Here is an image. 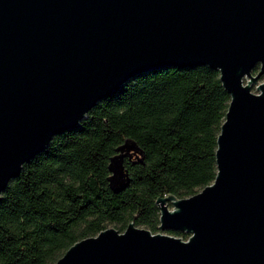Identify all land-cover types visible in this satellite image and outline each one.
<instances>
[{
    "label": "water",
    "instance_id": "95a60500",
    "mask_svg": "<svg viewBox=\"0 0 264 264\" xmlns=\"http://www.w3.org/2000/svg\"><path fill=\"white\" fill-rule=\"evenodd\" d=\"M197 67L220 73L231 103L215 182L157 200L160 231L189 240L131 223L56 264H264V0H0V202L54 137L130 79Z\"/></svg>",
    "mask_w": 264,
    "mask_h": 264
},
{
    "label": "trees",
    "instance_id": "16d2710c",
    "mask_svg": "<svg viewBox=\"0 0 264 264\" xmlns=\"http://www.w3.org/2000/svg\"><path fill=\"white\" fill-rule=\"evenodd\" d=\"M230 103L210 67L130 79L10 182L0 202V264H56L110 225L160 233L159 198L187 199L215 182ZM113 159L126 177L120 190L111 183Z\"/></svg>",
    "mask_w": 264,
    "mask_h": 264
},
{
    "label": "rangeland",
    "instance_id": "374dc122",
    "mask_svg": "<svg viewBox=\"0 0 264 264\" xmlns=\"http://www.w3.org/2000/svg\"><path fill=\"white\" fill-rule=\"evenodd\" d=\"M264 80H262L261 79V81L258 83V84H260V83H262ZM257 84V85H258ZM257 85H254V87H253V92H255L256 93V87H257ZM116 170H118L117 171V184H118V187L119 188H121L124 184H125V181H126V177L124 176V174L123 173H121V167L119 166L118 167V169H116ZM166 197H169V196H166ZM174 206L172 205V204H169V209L170 210H174ZM111 228H114L115 229V227L113 226V225H110L109 226V229H111ZM141 229H143V228H141ZM169 232H163V231H160V233H158V234H163V235H169L168 234ZM188 235V238H185V237H176V236H173V237H176V238H179V239H182L183 241H188L189 240V238H190V234H187ZM169 236H171V235H169Z\"/></svg>",
    "mask_w": 264,
    "mask_h": 264
}]
</instances>
